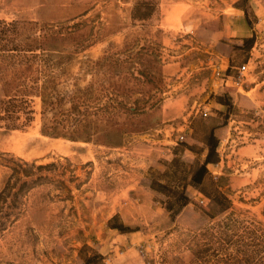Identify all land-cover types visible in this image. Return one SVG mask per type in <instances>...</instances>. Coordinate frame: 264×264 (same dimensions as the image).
Masks as SVG:
<instances>
[{"label": "rangeland", "instance_id": "1", "mask_svg": "<svg viewBox=\"0 0 264 264\" xmlns=\"http://www.w3.org/2000/svg\"><path fill=\"white\" fill-rule=\"evenodd\" d=\"M136 1L0 0V19L62 31L48 44L61 64L49 77L63 93L51 112L81 120L46 119L66 134H43L32 92V121L0 123V189L14 161L51 163L0 226V264H83L112 240L131 252L130 264L264 258V0H150L153 13L133 19ZM227 65L226 81L218 72ZM12 78L0 59V97ZM211 125L218 161L200 188L192 171ZM111 214L136 230L111 235ZM117 253H102L104 263L119 264Z\"/></svg>", "mask_w": 264, "mask_h": 264}, {"label": "trees", "instance_id": "2", "mask_svg": "<svg viewBox=\"0 0 264 264\" xmlns=\"http://www.w3.org/2000/svg\"><path fill=\"white\" fill-rule=\"evenodd\" d=\"M240 8L244 12L243 15L247 24L250 25L251 21L247 8L243 6H240ZM154 10L155 5L150 0H137L132 6L131 16L133 19H146ZM28 23L0 19V59L4 63V67L10 70L13 77L7 82L12 86L11 92L0 97V123L6 128H16L27 125L32 121L34 109L29 95L33 92L41 99L42 127L40 131L43 134L52 136L65 135L66 133H62L57 129L53 130L51 127L49 129L46 124V119L57 123L70 121L73 124H78L81 121L74 113L54 115L51 112L54 105H57L63 99V93L58 91L56 78L52 75L49 77L54 70L53 68H58L61 64H59V59L53 62L54 60L49 53L57 51V49L48 44L51 40L57 39L62 31L45 23L46 27L39 26L38 28L32 27L31 23L28 26ZM230 67L228 65L226 72L230 70ZM214 98L221 104H230V100L226 95L217 94ZM73 103L76 104L77 100ZM50 112L52 115L48 117L47 114ZM214 129L215 125L208 127L206 135L202 139L207 147V152L204 160L198 163L192 171L191 182L200 188H202L207 173V163L218 161L217 146L219 139ZM68 136L73 139L77 137L73 134ZM50 164L36 165L34 162L28 163L20 159L8 166L11 171L10 175H8L0 189V202L3 201L0 208L1 210L5 208L1 214L2 217H0L2 218L0 221L1 227L6 224V220H12L7 217L10 216L9 210L20 208V198L25 191L46 178V174H42L41 170L48 168ZM8 196L11 197L10 200H7ZM166 207L170 210L172 208L170 203H166ZM179 210L180 205L176 207L173 213L176 214ZM107 225L120 232L136 230V227H131L122 221H116L113 217L108 220ZM104 259L105 256L96 250L82 256L83 264H105ZM255 264H264V258L259 259Z\"/></svg>", "mask_w": 264, "mask_h": 264}, {"label": "crops", "instance_id": "3", "mask_svg": "<svg viewBox=\"0 0 264 264\" xmlns=\"http://www.w3.org/2000/svg\"><path fill=\"white\" fill-rule=\"evenodd\" d=\"M208 164V163H207ZM114 214H111L109 215L108 217V220L113 216ZM108 222V221H107ZM106 229L109 230L111 233V235L115 234V233H118L117 235L118 236H128V234L130 232H120L118 231L117 229H114V228H110L108 227V225L106 224ZM101 243V242H100ZM98 250L101 252V253H104L106 251H113L114 252V255H115V251L118 252L117 253V256L118 257V260H116L119 264H130L128 259L130 256H131V252H129V250L127 249H122L121 248V245L118 243V241H113L112 242H109V243H101L98 247ZM140 263V260H138V257H135L134 260L132 261L131 264H138Z\"/></svg>", "mask_w": 264, "mask_h": 264}, {"label": "built area", "instance_id": "4", "mask_svg": "<svg viewBox=\"0 0 264 264\" xmlns=\"http://www.w3.org/2000/svg\"><path fill=\"white\" fill-rule=\"evenodd\" d=\"M227 67H228V65L225 66V67H221L220 70H219V72H218V73L221 74L220 76H221L222 79L225 77L226 81H227L228 78H229V74L226 73V71H227ZM235 68H236L235 71H236L239 75H241V74L244 73V70H245V68H246V64H245V63H242L241 65H239V66H237V67H235ZM238 81H239V79H235V80H234L235 83H238ZM204 114H205V112H204ZM198 201H199L200 204H204V203H205V198L200 197V198L198 199Z\"/></svg>", "mask_w": 264, "mask_h": 264}, {"label": "bare ground", "instance_id": "5", "mask_svg": "<svg viewBox=\"0 0 264 264\" xmlns=\"http://www.w3.org/2000/svg\"><path fill=\"white\" fill-rule=\"evenodd\" d=\"M16 138V137H15Z\"/></svg>", "mask_w": 264, "mask_h": 264}]
</instances>
